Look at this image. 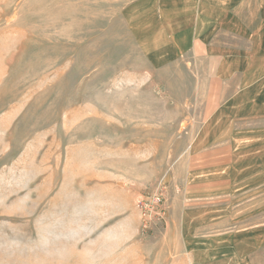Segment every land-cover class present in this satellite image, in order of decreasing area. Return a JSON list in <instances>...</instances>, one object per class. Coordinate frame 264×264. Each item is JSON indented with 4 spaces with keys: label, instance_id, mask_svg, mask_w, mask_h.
Returning <instances> with one entry per match:
<instances>
[{
    "label": "rangeland",
    "instance_id": "1",
    "mask_svg": "<svg viewBox=\"0 0 264 264\" xmlns=\"http://www.w3.org/2000/svg\"><path fill=\"white\" fill-rule=\"evenodd\" d=\"M255 35L264 0H0V264H264V144L214 80Z\"/></svg>",
    "mask_w": 264,
    "mask_h": 264
},
{
    "label": "crops",
    "instance_id": "2",
    "mask_svg": "<svg viewBox=\"0 0 264 264\" xmlns=\"http://www.w3.org/2000/svg\"><path fill=\"white\" fill-rule=\"evenodd\" d=\"M255 36L250 41L254 49L253 54L237 58L243 65L232 69L226 75L220 73L221 77L216 75L214 80L221 82L223 88L229 86L225 81L236 77L234 91L228 96L227 103L221 104L220 109L227 112L230 119L242 122L244 129L248 128L244 130V141L264 144V38L261 40V35H258V38ZM258 48L263 49L262 54H259ZM204 156L206 168L211 169L212 153L206 151ZM171 224H174V221ZM180 225L183 227L184 222H180Z\"/></svg>",
    "mask_w": 264,
    "mask_h": 264
},
{
    "label": "built area",
    "instance_id": "3",
    "mask_svg": "<svg viewBox=\"0 0 264 264\" xmlns=\"http://www.w3.org/2000/svg\"><path fill=\"white\" fill-rule=\"evenodd\" d=\"M164 199L162 193L153 192L145 195L136 201V208L140 213V222L142 230L150 228L154 222L160 219L163 210ZM161 211H163L161 213Z\"/></svg>",
    "mask_w": 264,
    "mask_h": 264
}]
</instances>
